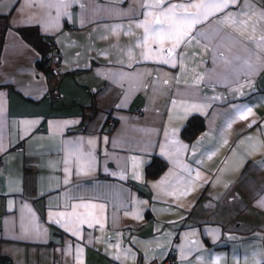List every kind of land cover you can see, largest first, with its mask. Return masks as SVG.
Segmentation results:
<instances>
[{
	"label": "crops",
	"instance_id": "crops-1",
	"mask_svg": "<svg viewBox=\"0 0 264 264\" xmlns=\"http://www.w3.org/2000/svg\"><path fill=\"white\" fill-rule=\"evenodd\" d=\"M208 2L0 0V264H264V0Z\"/></svg>",
	"mask_w": 264,
	"mask_h": 264
},
{
	"label": "snow or ice",
	"instance_id": "snow-or-ice-1",
	"mask_svg": "<svg viewBox=\"0 0 264 264\" xmlns=\"http://www.w3.org/2000/svg\"><path fill=\"white\" fill-rule=\"evenodd\" d=\"M236 0H217V2H208L196 4L193 3L190 6L193 8H203L205 11L203 13L195 12V13H187L185 15L179 16L173 20V22L168 26V33L171 38L177 40V42H182L185 39L190 37L189 32L181 31V25L186 26L188 29L194 28L198 23H202L204 20L208 18L209 15H215L216 12H222L226 8L235 5ZM185 5H172L168 10L167 15H174L172 13L173 8H184ZM214 9L215 12L209 11ZM159 23V21H157ZM171 51V50H169Z\"/></svg>",
	"mask_w": 264,
	"mask_h": 264
},
{
	"label": "trees",
	"instance_id": "trees-1",
	"mask_svg": "<svg viewBox=\"0 0 264 264\" xmlns=\"http://www.w3.org/2000/svg\"><path fill=\"white\" fill-rule=\"evenodd\" d=\"M204 128V119L201 116H192L185 127L183 128V136L191 140ZM167 167V163L164 159L155 156L153 160L147 164L145 173L149 178H157Z\"/></svg>",
	"mask_w": 264,
	"mask_h": 264
},
{
	"label": "built area",
	"instance_id": "built-area-1",
	"mask_svg": "<svg viewBox=\"0 0 264 264\" xmlns=\"http://www.w3.org/2000/svg\"><path fill=\"white\" fill-rule=\"evenodd\" d=\"M51 47L54 49V45L51 44ZM43 62L45 66L52 71V73L59 77L62 73L61 68H60V60L61 56L59 52L53 51L52 53L48 54L45 58H43ZM49 98L51 102H57L60 101L62 98V94L58 88H52L48 92ZM135 114L142 115L143 114V109H136ZM109 123L114 124V120L112 117L109 118ZM42 129V127H39ZM0 164H1V157H0ZM168 264H174V260H167Z\"/></svg>",
	"mask_w": 264,
	"mask_h": 264
}]
</instances>
